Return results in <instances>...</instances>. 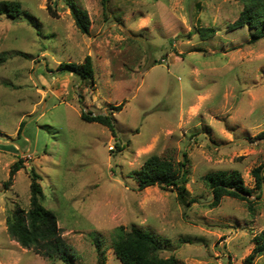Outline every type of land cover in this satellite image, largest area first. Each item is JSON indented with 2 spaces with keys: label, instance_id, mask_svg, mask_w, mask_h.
<instances>
[{
  "label": "rangeland",
  "instance_id": "1",
  "mask_svg": "<svg viewBox=\"0 0 264 264\" xmlns=\"http://www.w3.org/2000/svg\"><path fill=\"white\" fill-rule=\"evenodd\" d=\"M2 1L20 2L22 13L0 16V264H64L8 234V211L30 207L32 171L76 254L72 264H122L113 248L121 226L151 234L161 257L178 264H244L264 230V184L252 175L264 173V39L250 43L252 30L230 28L243 5ZM70 3L88 12V35ZM210 27L215 36L203 40L197 29ZM88 55L95 86L60 68ZM82 113L109 115L114 131ZM151 156L186 161L183 200L176 189H139L134 173ZM218 171L241 175L251 208L231 197L209 206L204 178ZM250 264H264V253Z\"/></svg>",
  "mask_w": 264,
  "mask_h": 264
},
{
  "label": "trees",
  "instance_id": "2",
  "mask_svg": "<svg viewBox=\"0 0 264 264\" xmlns=\"http://www.w3.org/2000/svg\"><path fill=\"white\" fill-rule=\"evenodd\" d=\"M237 1L243 5V10L238 20L230 28L236 30L248 27L252 30L250 43L264 39V0ZM69 9L77 29L82 34L88 35L91 25L88 12L78 7L76 3H70ZM21 13L22 5L20 2H0V16L15 19ZM197 33L203 40H206L215 36L216 29L211 27L199 28ZM60 68L78 75L83 82L90 86L96 84L93 59L90 55L79 65L75 63L61 64ZM115 110L120 111L121 105ZM81 119L89 123L96 122L107 125L114 131L113 119L109 115L89 116L82 113ZM22 126L23 123L21 129ZM184 156L186 157V153ZM185 166L186 161L175 162L172 159L151 156L145 161L142 168L134 173V176L139 189L160 185L164 190H178L177 195L183 200L187 194L186 184L188 183V170ZM21 168H23L22 159L11 167L6 185L12 182L14 175ZM252 175L256 180V187L262 190L264 184L262 168H255ZM204 180L212 194V203L209 206L216 207L223 197H231L246 201L250 204V208L252 207V202L249 200L252 191L245 186L244 180L238 172L218 171L209 173ZM39 181L40 175L32 171L30 207L27 211L19 207L8 211L6 219L8 234L25 249H34L45 258L59 260L64 264H72L76 254L63 239L57 216L45 207L44 192ZM254 242L256 247L253 253L245 259L244 264H250L255 254L264 253V230L255 236ZM95 247L100 252L101 244L98 238L95 240ZM113 248L122 264H178L174 256L161 257L162 247L160 243L151 234L136 227H131L130 230H126L122 226L118 227Z\"/></svg>",
  "mask_w": 264,
  "mask_h": 264
},
{
  "label": "water",
  "instance_id": "3",
  "mask_svg": "<svg viewBox=\"0 0 264 264\" xmlns=\"http://www.w3.org/2000/svg\"><path fill=\"white\" fill-rule=\"evenodd\" d=\"M250 198V197H249Z\"/></svg>",
  "mask_w": 264,
  "mask_h": 264
}]
</instances>
